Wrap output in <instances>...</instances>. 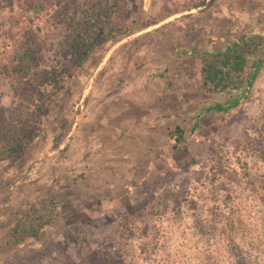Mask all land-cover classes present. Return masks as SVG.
Here are the masks:
<instances>
[{
	"label": "rangeland",
	"instance_id": "obj_1",
	"mask_svg": "<svg viewBox=\"0 0 264 264\" xmlns=\"http://www.w3.org/2000/svg\"><path fill=\"white\" fill-rule=\"evenodd\" d=\"M27 32L63 89L18 108ZM244 32L264 41V0H0V107L42 128L0 163V264H264V60L227 120L209 109L237 92L201 76L202 53Z\"/></svg>",
	"mask_w": 264,
	"mask_h": 264
},
{
	"label": "trees",
	"instance_id": "obj_2",
	"mask_svg": "<svg viewBox=\"0 0 264 264\" xmlns=\"http://www.w3.org/2000/svg\"><path fill=\"white\" fill-rule=\"evenodd\" d=\"M31 3H29V8L37 10L39 4L32 5ZM143 26L146 27L147 25ZM38 50L36 40L31 32L24 33L20 42L12 50L10 73L16 78V85L13 87L12 93L16 97L18 108H23L34 99L40 102L47 98H53L63 89L59 85L60 79L54 72L39 66L36 57ZM257 51L260 53L258 59L252 61L247 69V55L256 54ZM201 56L203 60L201 68L203 87L209 91L237 92L234 98L216 103L209 109L219 113L222 120H227L243 102L256 77L259 65L264 60L263 38L260 35L251 34V32L239 33L235 35L231 45H227L225 49H216L211 54L202 53ZM243 74L244 80L243 78L240 79ZM230 75H235L238 78L231 87L227 82ZM244 83L246 86L242 87ZM46 87H51L54 92L50 91L48 94H44L43 89ZM40 112L41 108H38V114ZM35 119L33 127H26L25 123L14 126L8 120L5 110L0 107V163L8 162L10 170L14 169L16 164L28 154L35 139L41 133L40 121L38 117ZM168 142L172 150L186 152L187 139L182 127L175 126L168 133ZM220 169L221 166L218 163L216 168L212 169L213 177H216L217 174L221 175L222 170ZM27 226H29L28 232L31 239L36 238L41 231L47 228L46 222L43 223L39 218L32 223L29 222Z\"/></svg>",
	"mask_w": 264,
	"mask_h": 264
}]
</instances>
